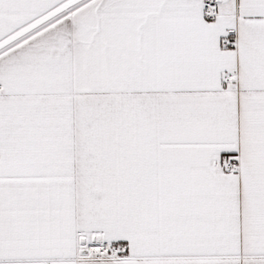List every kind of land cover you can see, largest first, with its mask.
<instances>
[{
  "label": "snow or ice",
  "instance_id": "obj_1",
  "mask_svg": "<svg viewBox=\"0 0 264 264\" xmlns=\"http://www.w3.org/2000/svg\"><path fill=\"white\" fill-rule=\"evenodd\" d=\"M0 264H264V0H0Z\"/></svg>",
  "mask_w": 264,
  "mask_h": 264
}]
</instances>
